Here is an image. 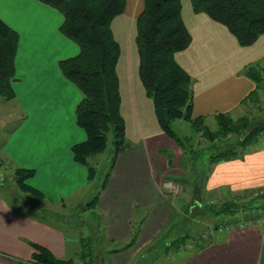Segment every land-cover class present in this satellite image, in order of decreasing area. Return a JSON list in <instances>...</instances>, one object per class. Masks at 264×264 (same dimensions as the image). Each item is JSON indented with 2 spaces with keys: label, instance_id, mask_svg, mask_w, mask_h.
<instances>
[{
  "label": "crops",
  "instance_id": "1",
  "mask_svg": "<svg viewBox=\"0 0 264 264\" xmlns=\"http://www.w3.org/2000/svg\"><path fill=\"white\" fill-rule=\"evenodd\" d=\"M195 1L180 0L181 18L191 42L174 55L192 79V115H204L206 120L220 112L240 117L238 110L246 106L241 100L256 87L243 71L251 63L264 64V34L252 45L242 47L224 25L203 12L195 13ZM143 4V0H125L124 12L111 23L120 47L116 65L120 114L130 146L117 156L98 198L96 212L101 222L94 223V240L87 233L78 236L65 232L48 212L70 208L72 199L90 187L87 168L74 160L72 152L74 144L86 139L75 115L83 93L59 67L61 60L76 56L79 47L60 32L63 16L51 6L38 0H3L0 4V19L19 37L12 82L15 96L6 104L8 113L15 111L21 119L0 144V160L12 172L15 168L32 170L25 182L44 198L30 199L21 192L26 195L24 200L16 198L14 204L0 193V264H26L34 251L29 241L43 245L57 258L85 264L80 243L88 236L95 264H103L106 251L130 238L138 207L146 216L135 244L111 256V264H133L170 221L172 209L163 199L160 181L176 168L182 150L160 129L153 102L138 75L136 18ZM252 146L241 159L211 166L206 194L231 198L264 188V143ZM161 149L171 158L159 153ZM234 222L220 224L229 227L224 232H204L206 243L198 239L199 231L169 256L173 264H264L262 218ZM185 247L189 249L184 251Z\"/></svg>",
  "mask_w": 264,
  "mask_h": 264
},
{
  "label": "trees",
  "instance_id": "2",
  "mask_svg": "<svg viewBox=\"0 0 264 264\" xmlns=\"http://www.w3.org/2000/svg\"><path fill=\"white\" fill-rule=\"evenodd\" d=\"M38 1L62 14L60 32L79 47L78 54L61 60L59 67L63 75L83 93L76 105L75 115L77 124L85 131L86 139L74 144L72 152L74 160L87 168L88 182L92 189L91 197L83 206L84 211L89 210L101 219L96 212L98 198L111 176L117 156L130 146L120 114L121 99L116 73L120 47L111 30L113 19L125 10V0ZM143 3V9L136 18L135 35L139 78L146 96L153 102L160 129L182 150L181 164L186 165L193 174H196L198 167L205 166L208 177L212 165L243 158L248 149L264 137V120L254 124L253 119L247 115L233 118L229 113L220 112L213 115L216 129H211L206 124V116H193L192 79L174 59L175 53L185 50L191 42V36L181 18V2L143 0ZM192 10L195 13L203 12L224 25L242 47L252 45L264 34V0H196ZM18 40L17 32L0 19V97L5 101L15 96L12 82L15 80L14 58ZM243 74L252 79L256 87L241 100V104H255L261 98L264 64L251 63L245 67ZM176 121L188 123L189 133L181 134L175 127ZM109 132L112 133L111 156L104 173L99 175L91 159L106 151ZM196 134L205 140V146L197 147L194 141ZM159 153L171 158L162 149ZM32 174V170L15 168L14 182L20 192L43 201L42 194L25 182ZM193 190H196L195 186ZM244 195L205 205L196 201L183 209L185 213H190L193 205L203 209V212L214 218L212 226L215 229L220 226V222L255 221L264 217V194L256 196L253 201L247 200ZM145 216L146 211L135 207L136 219L131 221L130 238L105 252V264H111L113 254L135 244ZM237 216L240 218L234 219ZM185 221H188L185 216L172 210L170 221L147 250L153 246H162L165 252L170 248L175 252L182 249L181 245L192 238L189 231L183 234L177 232ZM172 232L176 234L168 244ZM28 243L34 251L31 259L24 261L26 264H75L74 259L57 258L43 245ZM80 245L83 263L95 264L91 238L82 237Z\"/></svg>",
  "mask_w": 264,
  "mask_h": 264
},
{
  "label": "rangeland",
  "instance_id": "3",
  "mask_svg": "<svg viewBox=\"0 0 264 264\" xmlns=\"http://www.w3.org/2000/svg\"><path fill=\"white\" fill-rule=\"evenodd\" d=\"M8 112L9 110L6 101L3 100L2 97H0V144L3 142L5 137L21 122V119L19 118V114H17V112L13 111V114H10ZM238 112H240L241 115H247L252 118L254 124L261 120H264V82L263 89L261 90L260 100L255 104L249 103L246 106H241ZM206 124L211 129H216V122L214 121V119L210 118L209 120H206ZM175 127L181 134L189 133L190 131V127L186 122L176 121ZM194 141L197 147L205 146L206 143L205 140L200 137V134L195 135ZM259 142L264 143V137H262ZM112 147V133L109 132L106 151L98 157L91 159V163L97 167L99 175L104 173L105 168L108 165ZM181 157L182 156H180V160L178 159V161L176 162V168L173 170V172L167 173V176L160 181V189L163 194V199L168 202L170 208L176 213H180L181 215L185 216L188 220L185 221V224L181 225V227H178L179 229L177 232L179 234H183L186 233V231H189L191 237H194L196 236V234H198L196 232L200 231L203 233L208 231V227H211L213 225L214 218L206 212H203V209L196 208V205H193L194 208L190 210V213H185V209L183 208L187 207L186 205L188 204H195L196 201L202 202V205L209 204L211 202L218 203L221 200L226 199V197H222L221 195L217 194H206L205 181L207 178V170L204 168L205 166L198 167L196 170V174H193V172L190 171L186 165L181 164ZM13 177V172L8 168L4 161L1 162L0 160V193L13 200V203L15 204V202L17 201L16 198H21L22 200H24V197L26 195L20 192L19 187L14 182ZM170 180L177 182L176 184H179L180 187L179 193L175 196L164 194L166 192V189L163 186L165 184L164 182ZM193 186H195L196 190H193ZM252 192L245 193L244 196L247 200H255L256 196L250 195L252 194ZM91 195L92 189L89 187L77 198L72 199V206L70 208L65 209L64 211H61L59 209H52V211L50 210V213L53 217L52 221L55 222L59 227H61L65 232L77 233L78 236H81L83 233H87L94 240L95 235L93 226L94 223L97 222H99L100 224L101 219H99V217L96 218L89 210L84 211L83 208L84 204L89 200ZM30 199H32V197ZM23 208L25 211H30L24 206ZM261 218L264 226V217ZM220 224H222V222H220L219 225ZM174 234H176V232H172L169 235L167 242L168 244L173 239ZM100 247L104 252L106 251L105 248H103L102 246ZM186 249H189V247L183 248L184 251ZM174 254L175 251L172 250V248H170L169 251L165 252L164 247L153 246L150 250L146 249L145 251H143L142 255L140 257H137L133 264H147L148 262V264H160L161 262L164 264H173V260L169 256ZM102 258L103 264H105L107 260L105 254L102 255ZM145 258H147V261Z\"/></svg>",
  "mask_w": 264,
  "mask_h": 264
},
{
  "label": "built area",
  "instance_id": "4",
  "mask_svg": "<svg viewBox=\"0 0 264 264\" xmlns=\"http://www.w3.org/2000/svg\"><path fill=\"white\" fill-rule=\"evenodd\" d=\"M165 184L163 185L164 188L166 189V192L164 194L169 195V196H175L179 193L180 187L179 184H176L177 182L175 181H166L164 182ZM264 194V188L258 189L257 191L252 192L251 195L258 196ZM210 231L212 232L213 230H217L219 232H224L229 229V227H218L217 229L213 228L212 226L209 227ZM199 238L201 240H206L207 239V234L202 233L199 235Z\"/></svg>",
  "mask_w": 264,
  "mask_h": 264
},
{
  "label": "snow or ice",
  "instance_id": "5",
  "mask_svg": "<svg viewBox=\"0 0 264 264\" xmlns=\"http://www.w3.org/2000/svg\"><path fill=\"white\" fill-rule=\"evenodd\" d=\"M3 3V0H0V4H2Z\"/></svg>",
  "mask_w": 264,
  "mask_h": 264
}]
</instances>
